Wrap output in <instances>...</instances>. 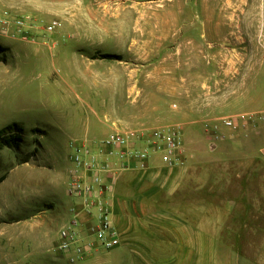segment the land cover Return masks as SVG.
<instances>
[{"label": "rangeland", "instance_id": "374dc122", "mask_svg": "<svg viewBox=\"0 0 264 264\" xmlns=\"http://www.w3.org/2000/svg\"><path fill=\"white\" fill-rule=\"evenodd\" d=\"M189 1L0 0L12 15L61 23L45 43L0 37V142L11 145L0 150V264H69L54 250L73 207L68 141L131 128L178 130L188 179L129 223L114 204L120 245L76 264H264V122L213 146L205 134L220 117L264 112V68L236 80L196 66L210 80H171L172 68L191 78L176 48L204 43Z\"/></svg>", "mask_w": 264, "mask_h": 264}, {"label": "built area", "instance_id": "2783aa9c", "mask_svg": "<svg viewBox=\"0 0 264 264\" xmlns=\"http://www.w3.org/2000/svg\"><path fill=\"white\" fill-rule=\"evenodd\" d=\"M60 27L57 20L44 23L31 14L0 10L1 38L45 43ZM257 35V42L264 45V20ZM263 122L264 112L223 116L207 124L205 134L213 146L246 136ZM181 143L179 131L170 128L114 129L103 138L72 139L66 193L73 207L71 219L58 232L55 252L76 264L90 258L96 248H117L120 232L111 213L115 179L124 171L143 167L152 154L162 155L169 165L176 163L182 156Z\"/></svg>", "mask_w": 264, "mask_h": 264}, {"label": "crops", "instance_id": "0c3cea01", "mask_svg": "<svg viewBox=\"0 0 264 264\" xmlns=\"http://www.w3.org/2000/svg\"><path fill=\"white\" fill-rule=\"evenodd\" d=\"M196 1L203 2V9L199 12L193 9ZM189 7L191 26L198 28V34L202 35L204 43H188L185 48H176L178 51L186 50L184 57L187 73L191 78H177L172 68L171 80H210L202 76L195 77L199 76L196 66L224 67V75L236 80H245L249 75L260 73L264 68V45L257 42V30L264 20V0H190ZM249 28L253 30L250 35L244 32V29ZM205 41L220 42L208 44ZM246 67H251V73ZM68 133L67 130L61 132L62 135ZM106 133L109 131L100 127L92 128L93 135ZM72 139L74 138L69 139L68 144ZM182 159L169 165L162 155L152 154L143 167L120 173L113 184V219L116 220L114 206L118 203L124 204L126 214L123 216L126 217L125 222L129 223L133 217L131 211L143 207L147 200L153 201L157 196L177 195L189 175L188 167Z\"/></svg>", "mask_w": 264, "mask_h": 264}, {"label": "trees", "instance_id": "16d2710c", "mask_svg": "<svg viewBox=\"0 0 264 264\" xmlns=\"http://www.w3.org/2000/svg\"><path fill=\"white\" fill-rule=\"evenodd\" d=\"M9 129H11L10 127H8L5 131H7V130H9ZM0 134H1V132H0ZM11 145H10V143L9 142H0V150L2 149V148H4V147H10Z\"/></svg>", "mask_w": 264, "mask_h": 264}, {"label": "bare ground", "instance_id": "6f19581e", "mask_svg": "<svg viewBox=\"0 0 264 264\" xmlns=\"http://www.w3.org/2000/svg\"><path fill=\"white\" fill-rule=\"evenodd\" d=\"M143 17V16H142Z\"/></svg>", "mask_w": 264, "mask_h": 264}]
</instances>
